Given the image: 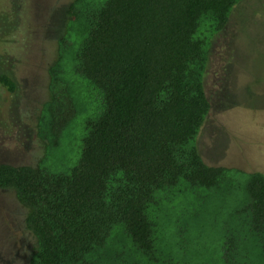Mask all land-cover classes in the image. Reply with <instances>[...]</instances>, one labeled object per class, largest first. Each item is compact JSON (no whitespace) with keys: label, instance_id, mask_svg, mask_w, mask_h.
<instances>
[{"label":"trees","instance_id":"obj_1","mask_svg":"<svg viewBox=\"0 0 264 264\" xmlns=\"http://www.w3.org/2000/svg\"><path fill=\"white\" fill-rule=\"evenodd\" d=\"M242 1L72 0L38 115L43 156L0 163L36 239L28 264H264V171L199 148L214 41ZM73 134L74 164L52 168Z\"/></svg>","mask_w":264,"mask_h":264},{"label":"rangeland","instance_id":"obj_2","mask_svg":"<svg viewBox=\"0 0 264 264\" xmlns=\"http://www.w3.org/2000/svg\"><path fill=\"white\" fill-rule=\"evenodd\" d=\"M71 2L0 0V74L16 82L14 91L0 83L1 161L35 165L43 156L38 115L48 99V68L56 59ZM221 42L228 54L225 51L209 66L206 86L215 102L201 130L199 148L210 164L264 171V0L242 1L228 28L215 39V49ZM216 75L224 83L230 80L225 90H219H224L220 103L213 90L218 86ZM66 143L62 150L68 152L67 160L64 164L50 160L52 168L74 164L81 141L73 134ZM35 240L30 233L31 249ZM0 264H11L1 252Z\"/></svg>","mask_w":264,"mask_h":264},{"label":"flooded vegetation","instance_id":"obj_3","mask_svg":"<svg viewBox=\"0 0 264 264\" xmlns=\"http://www.w3.org/2000/svg\"><path fill=\"white\" fill-rule=\"evenodd\" d=\"M233 36V35H232ZM229 36V37H232ZM230 39V38H229ZM232 41V38L230 39ZM226 44L227 39H224ZM220 49H215V41L213 51H216L215 57L211 54V64L214 59L218 60L223 55L226 49L221 42ZM228 54V51H226ZM213 60V61H212ZM220 76L216 75L214 78L216 86L213 90L217 92L223 87L225 90L229 81L226 83L219 79ZM219 91L216 97L220 103L219 96L224 92ZM0 163H10L7 161H1ZM13 164V163H11ZM30 231L26 227V208L17 199L16 194L11 189H5L0 187V252L4 259L11 264H28V259L31 257L33 247L29 242Z\"/></svg>","mask_w":264,"mask_h":264}]
</instances>
